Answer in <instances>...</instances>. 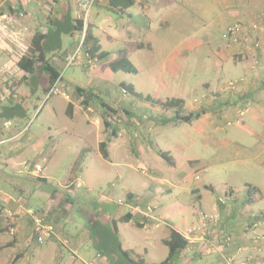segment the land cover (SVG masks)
Here are the masks:
<instances>
[{
  "label": "crops",
  "instance_id": "0c3cea01",
  "mask_svg": "<svg viewBox=\"0 0 264 264\" xmlns=\"http://www.w3.org/2000/svg\"><path fill=\"white\" fill-rule=\"evenodd\" d=\"M78 1L0 0V253L8 251L6 264H30L26 253L30 248L35 250L37 247H40L37 250L40 255H49L45 257L48 263L60 264L67 257L63 264H80L75 262L80 259L78 247L93 229L91 222L96 221L98 213L104 214L109 227H104L99 240H92L96 258L88 264H110L109 260L113 259L118 262L119 259L115 257L120 255L119 247L133 257H139L148 250L144 244L164 245L170 228L186 239L185 257L191 255L199 258L211 251L217 263H222L223 259L200 241L204 234L205 239L213 235L231 237L232 245L226 253L236 264L249 257L264 260V244L254 242V232L249 231L251 224L264 215L263 194L251 186L245 188L246 192H240V189H233L230 183H216L211 179L207 180L208 185L200 187L197 182L201 176L197 173L205 171L206 166L192 172V165L200 162L201 158L189 156L187 151L190 146L186 143L179 147L166 144L170 143L169 138L164 137L169 135L167 128L183 121L163 123L164 119L174 116L171 111L177 106L164 108L160 103L170 99L181 100L182 109L183 96L176 94L166 100L152 99L150 109L155 112L150 118L147 117L146 122L138 123L135 117L144 116L142 111L146 103L142 102L149 101L150 96L135 92L134 88L137 102H118L112 96L111 103L100 104L102 111L93 104L97 100L83 105L75 92L76 87L94 94H108L111 87H104L101 91L92 85V81L102 82L100 72L116 57L110 52L105 62L97 61L91 67L87 63L85 66L81 59L76 64L81 65L80 69L90 79L89 84L79 86L73 81L68 83L63 80L61 72L80 35L67 33L60 35L58 50L45 54V60L58 73L59 99L41 109L40 105L36 107L48 74L39 66L31 74L17 67V60L30 44H24V40L29 36L32 38L35 33H52L54 23L66 21L69 24L74 19H81ZM148 7L149 0H134L131 7L121 11L108 8L105 2L98 4L89 11L84 30L88 28L97 41L99 51H105V39L129 41L134 37L136 27L130 22L134 14L145 13ZM131 8L134 10L132 13ZM111 14L117 19L115 24ZM123 14L126 19H123ZM142 45L140 41L131 47ZM261 50L254 58L239 55L235 60L229 58V63L221 62L226 73H229L227 69H230V65H237L240 74L233 77L240 80L232 89L220 84L216 88L217 93L205 92L202 102L193 108L198 117L184 123L193 124L200 136L206 130L207 138H215L214 132L218 128L234 125L253 138L250 148H254L258 140L264 144V68L260 65L253 68L255 60L259 63L264 61V46ZM15 79L19 93L10 95L4 82L10 83ZM203 85L208 87L205 81ZM14 102L21 105L23 112L9 119L3 118L2 109ZM68 103L72 105L70 115L67 114ZM30 107L38 111L32 120L27 116ZM104 119L110 124L109 129H104ZM33 122L36 125L32 129ZM226 134H236V131L230 129ZM70 138L75 140L72 144ZM190 140L194 144V140ZM223 141H227V138L220 140ZM101 142L106 143V158L99 149ZM203 145L207 143L203 142ZM220 150L219 147L218 160L213 162L220 163L219 167L225 172L226 161H258L264 157V150L259 148L242 146L237 149L238 152L234 149L233 154L226 146L225 152ZM158 152L166 153L171 163L162 159ZM57 157L60 158L55 160ZM63 158H67L64 164L65 178L56 176L53 171L60 161L64 162ZM112 174L117 176L116 183H105L108 186L101 195L102 202L95 204L88 201L83 204L79 197L80 188L89 191L95 184L96 176L108 177ZM139 175H146L149 182L145 183ZM52 183L56 187L52 188ZM255 193L258 195L255 196ZM201 213L211 219L202 231L198 230ZM67 223L74 226L73 233L66 231ZM38 227L46 231L43 243L36 241ZM10 229L14 230V234H10ZM256 233L264 235V227H260ZM88 238L91 241L90 235ZM43 244L48 246L42 249ZM62 249L66 250L65 255ZM89 253L92 254V251L87 248L82 252L83 255Z\"/></svg>",
  "mask_w": 264,
  "mask_h": 264
},
{
  "label": "rangeland",
  "instance_id": "374dc122",
  "mask_svg": "<svg viewBox=\"0 0 264 264\" xmlns=\"http://www.w3.org/2000/svg\"><path fill=\"white\" fill-rule=\"evenodd\" d=\"M136 7L138 6L136 5ZM263 8L264 0H149V7L144 11L145 13L137 12L130 22L133 27H136L135 30L137 31L131 40L108 41L105 39L103 42L105 45H103V49L109 52V54L110 52L111 54L113 53L115 57H117V53L120 49H125L126 58L132 66L135 67L137 72H112L108 68L102 69L100 72L103 78L102 82L99 81L97 83L96 81H92V85L99 87L101 91L107 86L112 89L109 90L108 94L93 93L97 100L93 104L96 105L99 111H102L101 102L111 103L110 97L112 96H114L118 102L122 100L126 102H137L138 100L134 96L135 93H129L121 84L124 83L125 85H131L132 88L135 89V92L142 93V95L149 94L150 96V99H148L149 101L143 100L144 102H142L146 103V108L142 111L144 116L135 117L137 123L146 122L155 112L150 109L152 99L166 100L169 96H174L176 94L183 96L184 102L182 109L180 108L182 104H180L178 109H172L171 114H175V110L186 115L190 112L197 114V111L193 108L202 102V95L205 92H210V94L214 92L217 93L216 88L220 84L223 86L226 84L224 88H227L229 83H233L232 88H234L235 84L240 80H235L233 77L237 73L240 74L237 65H230V69H227L229 73H226V71L223 70L222 64L224 63L221 64V62L229 63V58L235 60L239 55H242L240 57L254 58L257 54L261 53V51L256 52L254 50L242 52L240 54L231 51V46H228L229 43L223 37V34L228 25L236 21H250L255 14ZM132 9L133 8L130 9L131 13L134 12ZM110 16L111 18L113 17V23L115 24L117 20L115 15L111 14ZM123 19H126L124 14ZM139 27H142V29ZM79 35L81 36V34ZM78 39L80 41V37ZM30 40L31 36L24 40V44H27V42L29 43ZM79 41H77V46L75 45V48L68 56V60L72 58V61L70 63L66 61L61 75L63 76V80L68 83L73 81V83H77L79 86H86L89 84L90 79L80 69L82 68L80 67L81 65L76 63L82 59L85 66L87 63V66L91 67L96 61L89 59L87 56L86 58L84 57L85 52L83 46L79 45ZM140 41L143 43L142 47H131ZM256 61L257 60L253 63V68L259 63L258 61L255 63ZM260 64L264 65V61ZM262 65L260 66L264 68ZM16 80L17 79L12 80L10 83L8 81L4 82L5 87L10 91V95H18L19 93V85L15 82ZM104 80L107 82H104ZM204 81L207 83L208 87L203 85ZM123 89L124 93L122 92ZM58 91L47 96L41 93L36 107L40 105L41 109L44 105L54 103L56 99H59V94H57ZM34 110L35 109L32 107L28 109V119L32 120L36 116L38 111ZM161 116L162 115H159V117ZM246 118L247 115L244 116V119ZM35 125L36 122H33L31 125L32 129ZM230 129L236 131V134L227 135L226 131ZM162 131L161 134H164ZM167 132L169 135H164V137L170 140V143L166 142L167 145L171 144L172 147H174V145L179 147L186 143L190 146V150L187 151L188 155L201 158L200 162L192 165V172L199 170L202 166H206L205 171H198L197 173L201 176V180L197 182L200 187L203 184L208 185L209 183L207 180L211 179L215 180L216 183H230L233 189H240V192H246L245 188L251 186L257 188L264 196V157L258 161L238 162L235 159L232 162L226 161V172L219 167L218 164L220 163L213 162L214 160H218L217 151L219 147L222 153L225 152L224 146L228 147L232 154L234 149L238 152L237 149H241L242 146L248 149L259 148L264 150V144H262L260 140L255 143L254 148H250L253 138L234 125L218 128V131L214 132L215 138H207L206 130L205 133L200 136V134L194 130L193 124H185L184 122H178L175 126L171 125L167 128ZM159 138L162 139V137ZM226 138L227 141L220 142V140ZM70 139V143L72 144L75 140L74 138ZM190 139L194 140V144L190 143ZM206 139L208 140L206 141ZM203 142H206L207 145L204 146ZM200 148L205 151H201ZM177 150L179 149L177 148ZM59 158L60 157H57L55 160ZM63 159L64 162L60 161L53 171L56 173V176L65 178L66 173H64V164H66L67 158ZM222 164H224V162H222ZM210 166L212 168H210ZM109 172L112 173V171ZM139 176L145 183L149 182L146 175ZM116 180L117 176L115 174L108 177L96 176L94 180L95 184L89 191L84 187L80 188V200L84 201L83 204L88 203V201L90 203L94 202L95 204H100L102 202L101 195L105 192L106 186H108L105 185V183L108 182L113 184L116 183ZM54 187H56V185L52 183V188ZM67 194H69L68 191ZM254 195L257 196L258 193ZM193 196H196V194ZM87 198L90 200H86ZM104 217V214L98 213L95 217L96 221L91 222L93 229L84 242L80 244V247H78L80 259L76 260V263L81 264L84 262L88 264L94 257L96 258V255L93 254L94 251L91 245L92 240L100 239L101 232L105 231L104 227H109ZM65 229L66 231H71V233L74 232V226L70 223L65 224ZM112 234H115L114 231ZM89 235L91 236V241H89ZM240 235L241 234H239V236ZM240 237H242V235ZM132 240L131 238V242H133ZM47 246L48 245L43 244L41 248L44 249ZM144 246L148 248V250L147 252L143 251L142 254H139V257H133L129 254L136 262L141 260L143 264H158L167 256L168 250L162 244L156 243L152 246L151 244H144ZM52 247L54 248L55 245L53 244ZM247 247L250 248L251 246ZM86 248L88 250L90 249L92 254L83 255L82 252ZM38 249H40V247L35 248V250L30 248V250L27 251L26 256H29L30 264H54L51 262L48 263L45 257H49V255L44 256L45 254L43 253L40 255L37 251ZM62 251L63 255H65L66 250L62 249ZM7 252L8 251L0 253V264H6ZM185 255L186 253H181L175 257L170 264H185V261L187 264H218L211 251L203 254L199 258L191 255L185 257ZM8 256L11 255L8 254ZM115 258H118L119 261L117 262L114 259L109 260L110 264H126L122 256L116 255ZM66 259L67 257L63 258V260L61 259L62 261H60V264L66 262Z\"/></svg>",
  "mask_w": 264,
  "mask_h": 264
},
{
  "label": "trees",
  "instance_id": "16d2710c",
  "mask_svg": "<svg viewBox=\"0 0 264 264\" xmlns=\"http://www.w3.org/2000/svg\"><path fill=\"white\" fill-rule=\"evenodd\" d=\"M103 2L107 3L108 8L115 9L117 11L124 10L126 8L131 7L134 4V0H104ZM65 18V17H63ZM57 21V18H56ZM54 30L52 33L46 32L42 33H35L34 36L31 38L29 47L27 51L17 60V67L24 71L25 73L31 74L35 69L37 70L38 66L39 69L46 72L48 77L45 79V86H43L42 92L44 94H49L51 88L58 80V73L55 72L48 62L45 60V54L51 52L53 50H58L60 48V35L61 34H80L83 29V21L82 19H74L70 21L69 24L66 21H62L59 23H54ZM51 45V46H50ZM53 45L55 47H53ZM83 50L87 54L89 59H93L94 61L105 62L109 56L108 52L99 51V46L97 45V41L95 38L92 37L88 28L85 29V36L83 42ZM117 57L109 61L107 63L106 69L108 68L112 72L122 71L125 73H135L136 70L132 66V64L126 58V54L124 49H121L117 53ZM107 71V70H106ZM108 72V71H107ZM129 93H133V88L131 85H125L121 83ZM124 91V89H123ZM75 92L79 98H81V103L83 105H87L89 102H94L95 96L92 91L85 92L82 88L76 87ZM105 104L104 102H101ZM181 100L172 101L171 99L160 103L164 108H170L172 106H177L176 109L179 108ZM11 105L8 107H4L2 109V117L5 119L12 118L17 116L23 112L21 105L19 103H10ZM72 105L68 103L67 105V114L70 115V109ZM198 117V114H188V115H180L179 111L175 110V114L171 119H164L163 123H167L169 121H183V122H190L191 120ZM104 129H109L110 124L107 120H103ZM112 130V129H111ZM113 130L110 132L112 133ZM106 143L101 142L99 145V149L101 154L104 158L107 157L105 151ZM159 156L164 159L165 161L171 163L170 158L164 152H158ZM164 245L167 247V256L164 260H162L158 264H170L172 261L180 255L181 253L185 252L187 248V241L186 239L175 229H169L168 238L165 239ZM119 254L122 256L124 262L126 264H143L141 260L136 262L134 259L130 257V253L128 251H123L119 247ZM12 264V263H11Z\"/></svg>",
  "mask_w": 264,
  "mask_h": 264
},
{
  "label": "built area",
  "instance_id": "2783aa9c",
  "mask_svg": "<svg viewBox=\"0 0 264 264\" xmlns=\"http://www.w3.org/2000/svg\"><path fill=\"white\" fill-rule=\"evenodd\" d=\"M104 0H79L78 8L82 13L81 19L83 21V29L81 31L79 45L83 46L85 30L84 23L89 11L97 4L103 3ZM21 15V13H19ZM223 37L228 41V46H231L237 53L248 52L254 50L256 52L262 51L261 49L264 46V8L259 11L252 20L246 22L236 21L226 27V30L223 34ZM71 59H67V63H70ZM257 63V61L255 62ZM258 65H262L257 63ZM257 65V66H258ZM264 66V65H262ZM233 83H229L227 88H232ZM57 82L51 88L49 94L56 93ZM124 93V91H122ZM201 223L198 227V230L202 231L206 228V223L211 222L205 214H200ZM258 221L252 223L249 231L254 232L253 241L264 244V236L257 234L256 231L260 227L264 226V216H259ZM10 234H14V230H9ZM46 231L41 227L37 228L36 241L38 243H43L46 237ZM190 239V238H189ZM200 241L205 242L208 245V250H213L216 252L223 260L221 264H236L232 257L227 255L226 251L232 245V239L228 236L223 235H213L210 239H205L204 234L201 235ZM207 250V251H208ZM240 264H264V260H254L251 257L247 258L244 262Z\"/></svg>",
  "mask_w": 264,
  "mask_h": 264
}]
</instances>
